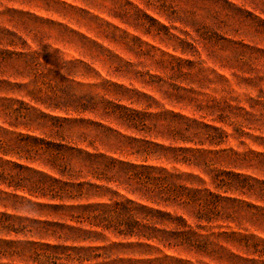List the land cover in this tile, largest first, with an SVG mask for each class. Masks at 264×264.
<instances>
[{"label":"rangeland","instance_id":"rangeland-1","mask_svg":"<svg viewBox=\"0 0 264 264\" xmlns=\"http://www.w3.org/2000/svg\"><path fill=\"white\" fill-rule=\"evenodd\" d=\"M0 264H264V0H0Z\"/></svg>","mask_w":264,"mask_h":264}]
</instances>
